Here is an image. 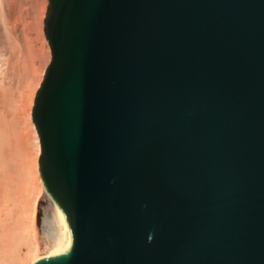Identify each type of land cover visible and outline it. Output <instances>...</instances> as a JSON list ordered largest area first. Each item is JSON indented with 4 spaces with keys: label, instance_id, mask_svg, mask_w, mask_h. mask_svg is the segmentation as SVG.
<instances>
[{
    "label": "water",
    "instance_id": "obj_1",
    "mask_svg": "<svg viewBox=\"0 0 264 264\" xmlns=\"http://www.w3.org/2000/svg\"><path fill=\"white\" fill-rule=\"evenodd\" d=\"M32 110L69 230L34 264H264V0H49Z\"/></svg>",
    "mask_w": 264,
    "mask_h": 264
},
{
    "label": "bare ground",
    "instance_id": "obj_2",
    "mask_svg": "<svg viewBox=\"0 0 264 264\" xmlns=\"http://www.w3.org/2000/svg\"><path fill=\"white\" fill-rule=\"evenodd\" d=\"M48 5L0 0V264L63 258L71 249L66 220L42 184L32 117L52 56L44 23Z\"/></svg>",
    "mask_w": 264,
    "mask_h": 264
},
{
    "label": "rangeland",
    "instance_id": "obj_3",
    "mask_svg": "<svg viewBox=\"0 0 264 264\" xmlns=\"http://www.w3.org/2000/svg\"><path fill=\"white\" fill-rule=\"evenodd\" d=\"M44 204L45 203H43V204H41L40 206L41 207H39V217H40V219L43 221V219L45 218V212H46V210H45V208H44ZM45 210V211H44Z\"/></svg>",
    "mask_w": 264,
    "mask_h": 264
}]
</instances>
